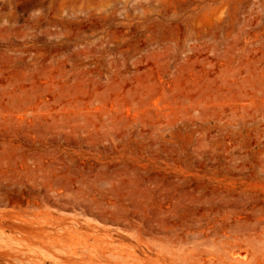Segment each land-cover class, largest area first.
I'll return each instance as SVG.
<instances>
[{
    "label": "rangeland",
    "instance_id": "obj_1",
    "mask_svg": "<svg viewBox=\"0 0 264 264\" xmlns=\"http://www.w3.org/2000/svg\"><path fill=\"white\" fill-rule=\"evenodd\" d=\"M0 264H264V0H0Z\"/></svg>",
    "mask_w": 264,
    "mask_h": 264
}]
</instances>
